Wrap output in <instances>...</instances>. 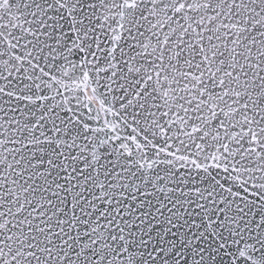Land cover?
Returning <instances> with one entry per match:
<instances>
[{
    "label": "snow or ice",
    "instance_id": "obj_1",
    "mask_svg": "<svg viewBox=\"0 0 264 264\" xmlns=\"http://www.w3.org/2000/svg\"><path fill=\"white\" fill-rule=\"evenodd\" d=\"M0 264H264V0H0Z\"/></svg>",
    "mask_w": 264,
    "mask_h": 264
}]
</instances>
